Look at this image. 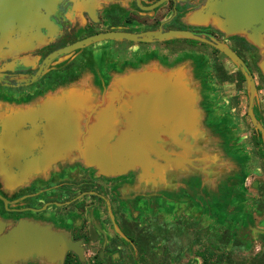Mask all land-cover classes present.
I'll use <instances>...</instances> for the list:
<instances>
[{"label": "flooded vegetation", "instance_id": "obj_1", "mask_svg": "<svg viewBox=\"0 0 264 264\" xmlns=\"http://www.w3.org/2000/svg\"><path fill=\"white\" fill-rule=\"evenodd\" d=\"M208 1L220 0H58L47 17L50 33L42 27L38 40L25 49L0 46V100L16 101L15 109L23 114L40 109L48 97L60 95L53 107H64L65 100L69 105L79 78H86L99 95L115 77H164L166 91L180 93L166 103V124L181 125L190 119L187 114L191 119L197 115L200 128L212 132L200 133V140L213 138L229 157L228 184L245 181V196L254 194L255 211L264 215V33L255 42L251 28L226 32L219 25L223 17L214 10L208 14ZM151 32L170 34L150 41L93 42L52 59L30 81L45 57L64 46L97 34L139 39ZM190 93L196 94L192 108L186 102ZM181 97L186 100L179 102ZM9 112L1 120L21 121ZM45 122L27 121L25 130ZM6 171L9 177L0 173V239L9 251L0 264H184L193 245L198 264L264 259V247L251 257L235 258L246 249L247 239L232 229L215 236L213 249H204L198 222L189 227L192 238L183 244L186 226L181 221L141 217L126 197L111 193L113 187L124 189L123 177H107L76 163L37 169L22 180H12L16 168ZM216 182L221 185L219 178ZM125 206L132 210L126 213Z\"/></svg>", "mask_w": 264, "mask_h": 264}, {"label": "water", "instance_id": "obj_2", "mask_svg": "<svg viewBox=\"0 0 264 264\" xmlns=\"http://www.w3.org/2000/svg\"><path fill=\"white\" fill-rule=\"evenodd\" d=\"M57 2L0 0V46L11 50L25 49L38 40L42 27L50 33L47 17ZM206 10L208 14L214 10L223 17L219 25L226 32H242L251 28V38L255 42L264 33V0L208 1ZM169 34L151 32L139 39L121 33L87 37L51 52L30 81H35L52 59L93 42L121 38L150 41ZM260 67L264 73V59ZM166 84V78L146 74L115 77L110 79L102 94L97 95L90 86L83 87L77 82L73 98L69 105L65 100L64 107L52 106L60 95L48 97L40 109L23 114L17 108L6 107L11 117H22L19 119L22 122L1 120L6 116L0 113L1 175L9 177L6 170L16 168V173L10 174L12 180H22L37 169L80 163L107 177L121 176L138 169L144 173L140 177L141 185H181L188 175L203 178L204 174H211L214 185H217L218 178H229L231 162L228 155L215 147L213 138L200 140V133L211 135L212 132L206 127L200 128L197 115L191 119L187 114L190 119L181 125L166 124V103L171 96H180V93L166 91ZM249 84L252 96L254 85L250 80ZM100 96L104 102L102 105L96 101ZM194 98L196 94L190 93L186 101L191 108L195 104ZM181 100L179 102L186 98ZM37 119L46 122L25 130L27 121L33 123ZM252 121L257 129L262 130L254 118ZM185 133L192 135V139L181 140L180 135ZM8 251L5 240L0 239V263L6 262ZM16 255L13 252L11 257Z\"/></svg>", "mask_w": 264, "mask_h": 264}, {"label": "rangeland", "instance_id": "obj_3", "mask_svg": "<svg viewBox=\"0 0 264 264\" xmlns=\"http://www.w3.org/2000/svg\"><path fill=\"white\" fill-rule=\"evenodd\" d=\"M77 82L83 87L89 85L84 77L79 78ZM15 102L12 99L0 100V113L7 110L5 107L15 108L17 105ZM142 174L144 173L135 169L118 176L124 179V189L119 191L113 187L111 193L115 197L117 194L126 197L125 200L128 199L130 207L136 208L135 213L141 217L156 216L173 224L181 221L186 226V229L182 230L183 244L192 238L189 227H192L191 225L194 227L198 222V226L201 225L203 229L200 236H203L204 249H213L215 236L222 234L224 229H232L237 235L246 236V249L235 255L237 259L251 257L264 247V215L255 211L256 196L254 194H251V197L245 196V181L237 180L233 186L228 184L226 176L222 178L221 185H214L210 178L211 174L209 176L204 174L203 178L200 175H188L181 181V185H141ZM130 207L125 206L126 213ZM245 217L248 219L239 220ZM189 250L190 252L184 254L182 263L198 264L199 260L195 257L197 246L193 245ZM161 260L162 258L158 257V261Z\"/></svg>", "mask_w": 264, "mask_h": 264}, {"label": "trees", "instance_id": "obj_4", "mask_svg": "<svg viewBox=\"0 0 264 264\" xmlns=\"http://www.w3.org/2000/svg\"><path fill=\"white\" fill-rule=\"evenodd\" d=\"M253 264H264V259H255Z\"/></svg>", "mask_w": 264, "mask_h": 264}]
</instances>
